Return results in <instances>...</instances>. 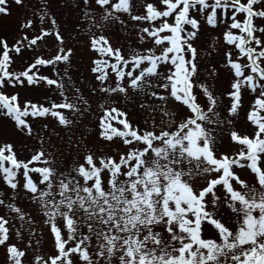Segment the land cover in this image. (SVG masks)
I'll list each match as a JSON object with an SVG mask.
<instances>
[{
    "label": "snow or ice",
    "instance_id": "1",
    "mask_svg": "<svg viewBox=\"0 0 264 264\" xmlns=\"http://www.w3.org/2000/svg\"><path fill=\"white\" fill-rule=\"evenodd\" d=\"M0 249L264 264V0H0Z\"/></svg>",
    "mask_w": 264,
    "mask_h": 264
},
{
    "label": "rangeland",
    "instance_id": "2",
    "mask_svg": "<svg viewBox=\"0 0 264 264\" xmlns=\"http://www.w3.org/2000/svg\"><path fill=\"white\" fill-rule=\"evenodd\" d=\"M53 9L55 10V13L58 15V19H62L63 18V14H64V10L57 8V6L54 4L53 5ZM14 11V17L19 15V13H17L15 11V9H13ZM219 33V30H217L216 32H213L212 30H206V35H205V39H210L212 36L217 35ZM106 35H111L109 33H106ZM128 35L127 33L124 32H118L115 36H111L112 40L114 43H117V36H119V41L118 43H125L124 37ZM69 44H73L75 43L73 40H69L68 41ZM53 41L51 39L48 40L47 45L43 46L41 49H38V51L43 52L45 55L49 54L52 50H53ZM89 63V61L84 58L83 56L80 57H74V71L79 74L84 72L87 64ZM22 64L18 61L16 64V70H20L22 68ZM23 91V90H22ZM23 95L29 97V98H39L41 100L44 99L43 96H41L40 91H33L31 89H28L26 91H23ZM247 106V104H246ZM79 131V130H77ZM61 135H64V133H61ZM242 178L246 179V180H250L251 177L248 176V174L246 173H242ZM23 206V205H22ZM230 226H231V222H230ZM40 249H42L43 252H49L51 249V244L47 242L46 238L45 240L42 241L41 245H40ZM32 253L29 252L28 253V259L25 261V264H31V260H32ZM0 264H5V256H4V252L2 249H0Z\"/></svg>",
    "mask_w": 264,
    "mask_h": 264
}]
</instances>
